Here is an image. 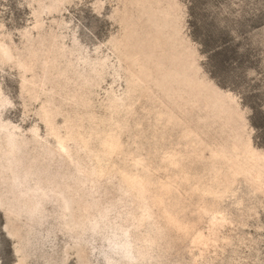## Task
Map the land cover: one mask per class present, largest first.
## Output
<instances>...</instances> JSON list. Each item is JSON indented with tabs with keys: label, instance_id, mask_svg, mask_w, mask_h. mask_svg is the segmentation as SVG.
Instances as JSON below:
<instances>
[{
	"label": "rangeland",
	"instance_id": "obj_1",
	"mask_svg": "<svg viewBox=\"0 0 264 264\" xmlns=\"http://www.w3.org/2000/svg\"><path fill=\"white\" fill-rule=\"evenodd\" d=\"M0 264H264V0H0Z\"/></svg>",
	"mask_w": 264,
	"mask_h": 264
}]
</instances>
